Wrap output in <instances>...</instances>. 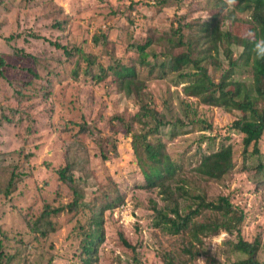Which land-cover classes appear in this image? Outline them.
<instances>
[{"label":"rangeland","instance_id":"obj_1","mask_svg":"<svg viewBox=\"0 0 264 264\" xmlns=\"http://www.w3.org/2000/svg\"><path fill=\"white\" fill-rule=\"evenodd\" d=\"M132 1L140 4L130 9ZM207 5L205 0H179L159 9L155 0H3L0 56L7 64L0 67L4 73L0 75V264H87L79 257L82 235L73 213L64 210L52 217L57 230L46 237L29 226L39 217L46 197L49 201L57 197L55 204L71 197L58 175L67 163L76 179L83 178L88 198L108 185L122 192L119 205L104 213V239L91 264H132V246L145 264H165L161 255L177 245L178 237L155 225L154 202L158 207L165 205L159 190L136 185L142 174L132 135L143 131L142 126L134 123L127 132L115 118L120 114L132 117L138 110L136 95L144 91L153 95L158 117L165 122L149 141L157 138L172 158L185 159L180 176L188 177L190 167L199 160L195 154L217 150L221 142L232 145L234 169L220 180H204L193 173L190 189L205 191L213 198L230 195L244 212L241 236L249 241L260 239L258 259L264 263V134L259 153H252V147L244 152L243 133L231 127L240 112L187 96L180 70L158 78L155 71L149 73L148 67H139L144 85L137 92V82L128 95L119 89L113 75L98 81L81 73L74 79L58 62L66 58L63 50L51 43L57 41L68 47L77 43L93 51L90 44L94 36L105 32L115 43L113 55L136 57L131 42L142 41L154 28L159 34L184 16L188 21L205 16ZM57 21L62 22L61 27H56ZM230 27L236 32L249 31L247 24L232 23ZM12 34L14 37H10ZM233 50L238 53L239 47ZM146 51L150 62L156 63ZM111 55L98 56V63H112ZM203 64L207 66V60ZM29 68L41 78H35ZM246 79L250 80L249 74ZM19 92L24 98H18ZM186 104L197 110V117L210 122L212 129L198 130L187 123ZM2 115L11 120L2 119ZM177 118L184 125H174ZM84 123L86 130L81 131L80 124ZM213 137L215 141L209 139ZM112 142H116V153ZM13 173L16 180L10 182ZM221 232L226 236L216 253L209 246L214 235L206 237L205 242L224 262H235L241 256L231 252L225 241L236 235Z\"/></svg>","mask_w":264,"mask_h":264},{"label":"trees","instance_id":"obj_2","mask_svg":"<svg viewBox=\"0 0 264 264\" xmlns=\"http://www.w3.org/2000/svg\"><path fill=\"white\" fill-rule=\"evenodd\" d=\"M177 1L179 0H155V4L162 9ZM205 1L208 4V13L205 15L207 19L200 16L188 21L184 16L177 24L159 34L157 28L151 29L150 34L142 41L131 42L130 47L138 53L136 57L113 55L116 53L115 43L105 32L94 36L95 41L90 44L93 51L77 43L71 47L57 41L51 43L63 50L66 58L58 62L74 79H78L81 73L84 76H93L98 81L113 75L119 89L128 95L131 94L133 86L136 88L137 82V92H140L144 85L138 72L139 67H148L149 73L155 71V77L158 78H165L169 71L180 70L179 76L185 80L183 90L187 96L200 98L209 105L240 112L231 127L243 133L244 152L252 147V153H259L258 145L264 134V60L254 58L251 42L242 37L248 32L255 33L257 38L264 37V0H237L231 8L226 5L225 0ZM2 2L3 0H0V5ZM136 4H140V1H132L129 8L135 9ZM56 23V27H61L62 22ZM232 23L239 26L247 24L249 31L246 28L245 33L236 32L230 27ZM234 46L239 47L238 53L234 52ZM157 47L160 48L159 51L156 50ZM146 50L151 52L156 63L150 62L151 58ZM17 53L22 54L21 50H17ZM103 54H112L113 62L106 66L98 63V56ZM205 60L207 66L203 64ZM6 64L0 56V67ZM208 66L213 67V70H209ZM28 70L35 78H41L37 71L31 68ZM246 74H249L250 80L246 79ZM0 75L4 76L2 70ZM18 95L19 99L24 98L22 92ZM136 96L137 112L129 119L123 114L116 115L115 118L125 125L127 132L132 129L134 123L142 126L140 130L143 131L132 135L133 149L142 174L140 182H136V185L144 190H159L165 199V205L158 207L154 202L155 225L173 237H178L177 245L161 255L163 262L193 264V261L203 256L206 264H264L258 259L260 239L249 241L241 236L240 225L244 212L240 206L234 204L232 197L218 195L213 198L208 197L205 191L193 192L190 189L193 184L190 176L193 173L199 174L204 180H220L234 169L232 145L221 142L217 150L195 154L199 160L190 167L191 174L189 173L188 177L180 176L185 159L172 158L159 139L149 141V136L154 135L165 123L158 117L159 109L155 106V98L146 91ZM185 111L187 123L194 124L198 130L212 129L210 122L197 117V110L190 104H186ZM2 119L11 120L5 115H2ZM173 123L184 125L181 118H177ZM86 127L85 123L80 124L81 131H85ZM209 139L215 141L216 138ZM111 147L116 153V142H112ZM102 155L106 158L104 150ZM71 171L69 163L58 170L60 181H63L70 191L69 200H59L58 204H55L57 197L53 201L46 197L39 217L29 226L46 237L50 232L57 230L52 217L64 210L73 213L82 235L79 257L82 262L91 264L104 239V213L107 209L119 205L122 192L118 187L108 185L106 188L96 189L88 198V192L84 188L86 183H82L83 178L76 179ZM15 180L13 173L10 182ZM10 191L8 188L6 193L9 194ZM221 231L236 235L235 239L225 241L231 252L241 256L235 262H224L205 242L206 237ZM132 250V264H145L135 246H132ZM2 256L0 249V258Z\"/></svg>","mask_w":264,"mask_h":264},{"label":"clouds","instance_id":"obj_3","mask_svg":"<svg viewBox=\"0 0 264 264\" xmlns=\"http://www.w3.org/2000/svg\"><path fill=\"white\" fill-rule=\"evenodd\" d=\"M226 5L231 8L236 3L237 0H225ZM208 17L205 16V19ZM243 39H248L252 44V52L254 54V58L264 60V37L257 38L255 33L248 32ZM226 233L225 232H219L218 234L211 237V242L209 246L212 247V251L216 253L217 246H222L224 243ZM208 246V247H209ZM198 264H206V261L202 258H198Z\"/></svg>","mask_w":264,"mask_h":264}]
</instances>
